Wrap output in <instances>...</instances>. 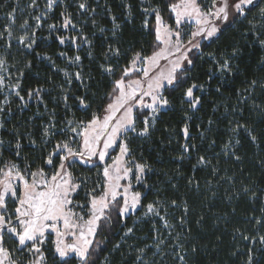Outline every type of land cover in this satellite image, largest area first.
Masks as SVG:
<instances>
[{"label": "snow or ice", "instance_id": "obj_1", "mask_svg": "<svg viewBox=\"0 0 264 264\" xmlns=\"http://www.w3.org/2000/svg\"><path fill=\"white\" fill-rule=\"evenodd\" d=\"M56 3L57 0H47V9L51 10ZM32 6H35V0ZM168 7L174 14L175 27L164 21L157 8L143 9L146 15L150 14L155 19V26L152 29L155 43L151 55L145 54L143 49L122 51L121 48H114L112 45H109L107 51L102 54L105 63L99 64L98 67L103 76H107L109 80L108 90L104 91L103 96L91 91L87 81L92 77L91 74L86 76L83 72L81 56L69 57L66 52L59 53L69 64L80 68L79 71L71 73L66 69L56 68L51 57H41L42 60L52 63L57 71L63 73L67 85L70 86L73 80L79 82L84 90L83 94L73 95V99L89 118L86 120L65 119L64 126L58 127L56 111L53 109L49 112L47 122L40 127L38 139L36 133L21 132L15 127L9 133L12 139L5 140L0 135V158L3 157L4 152L10 151L20 160V163H17L15 160L0 159V163L3 164V167H0V264H47L48 256L43 247L46 242L52 246L51 253L56 264H73L77 258V264H95L92 256L100 250V243L96 241L95 247L93 245L98 230H103L100 222L104 221L107 227L113 220V214L117 218H123L138 207L146 208L145 216L151 214L159 217L165 228H175V225L169 224L165 216H161V211L166 212L163 201L157 199L142 205L141 192L133 190V181L147 187L145 174L153 169L146 162L136 161L129 147V134L140 137L150 135V129L155 127L161 110L172 107V100L169 97L174 93H179L180 99L191 109L195 110L201 104V97L195 93L204 91V84L198 83V78L192 74L198 62L204 58L201 41L219 40L229 27L243 18L250 25L243 35L247 37L251 33L255 37L253 42L264 48V0H211L210 6L203 5L202 0H178L176 3H170ZM78 8L95 11V9H88L87 0H82ZM128 8L130 10L131 6L128 5ZM254 11L256 15L249 20L248 17ZM44 15L46 14L41 13L34 17L37 21L34 27L29 26L27 19L19 25L25 31L16 39L23 45L25 56L40 55L34 53V48L37 46L35 30L40 26ZM61 17L63 18L61 29H76L77 25L73 22L70 12L67 10L61 12ZM112 20L115 22L116 17L113 16ZM15 23V15L12 14V19L5 27L7 36L0 32V39L5 40L7 49L11 48L12 26ZM92 23L95 25L96 21L92 20ZM181 23H194L195 31H189L182 37ZM142 27L148 29L147 19ZM48 28L55 32L57 25L49 24ZM119 28L120 25L114 23L113 36ZM100 31L103 32L104 29L101 28ZM198 37L200 39H197ZM56 39L61 45L67 42L77 47H79L77 41L90 46L92 43L87 36L83 35L82 29L80 35L57 36ZM241 51L242 49L233 45L230 51L224 49L221 52H209L207 55L211 58L214 67L207 70V81L210 82L217 72L221 77L232 74V61L239 58ZM9 55L10 53L0 54V92L4 93V101L0 104V132H9L6 125L10 123L8 117L12 113L10 107L5 105L11 104L8 98L11 94L19 100L18 107L21 109L27 108L29 102L33 100L47 109L43 98L47 89L37 87L26 90L25 94L21 95V91H24L22 89L24 70L17 68V75L13 79L10 69L15 65L10 64ZM88 55L92 57L93 53L89 51ZM113 58H115L114 63L111 62ZM161 60L167 63L161 66ZM261 63H264V60ZM31 67V60L26 59L23 68ZM258 84L264 88V80H251L249 87L243 91L248 92ZM61 90L64 94L60 99L64 108L68 109L69 95L64 86H61ZM219 90L217 88V91ZM93 105H96L98 110L93 111ZM37 115L42 114L37 113ZM138 121L143 125L142 128H137ZM208 123L211 125L213 122L209 120ZM241 129L248 134L253 143L257 142V136L246 124L236 123L232 132L238 137ZM181 132L185 141H190L187 123L181 128ZM200 135L203 137L204 133ZM25 137L28 143L39 151V156L32 158L22 155L24 147L22 139ZM212 144H215V141H212ZM240 144L239 138L230 137L223 145V154L226 157L231 156L236 162L241 161L242 157L236 151ZM49 146H51L50 150ZM181 148L188 154L195 145L185 142ZM110 149H117L119 155L110 156ZM106 157L111 160V163L103 166L101 173L104 177L103 187L97 185L96 188L85 191L87 178L75 176L73 169L80 162L95 168ZM184 158V156L180 157V159ZM209 165H212L211 159L198 155L192 169L195 171L201 166ZM260 167L264 169V160L260 161ZM177 172L179 173V169ZM218 172L219 168L212 165V173ZM219 178L233 180V177ZM121 181L125 183L122 184ZM187 182L197 189L200 187L194 177L188 178ZM208 183L211 184V182ZM242 191L244 193L251 191V198L257 199V193L247 186ZM80 192H84L86 204L79 203ZM168 203L172 207L180 206L176 199ZM77 208L80 211H76ZM189 210L187 201H183L184 216L179 219L181 225L186 223L185 217ZM260 213L261 218L253 216L251 220L258 229L256 235L249 236L241 233L242 238L250 244L259 242L264 245V234H261L264 233V206H261ZM200 220H203V216ZM132 231L133 229H128V233ZM237 231L239 232L238 229ZM169 234L171 235V232ZM6 237L15 242V252L19 253V256H15L6 246ZM161 243L163 241L157 238L155 244L157 252L162 251ZM116 247L118 248L119 245ZM173 249L184 251V254L177 252L180 261L184 264H188L186 256L189 251L192 254L198 251L195 244L186 245L179 233L176 234ZM145 251V248L138 249L139 255L136 259L141 264H146L143 257ZM25 253L30 255L25 257ZM261 254L264 255V248L261 249ZM258 260L260 257H257L253 248L249 247L244 264H256ZM261 264H264V261Z\"/></svg>", "mask_w": 264, "mask_h": 264}, {"label": "trees", "instance_id": "obj_2", "mask_svg": "<svg viewBox=\"0 0 264 264\" xmlns=\"http://www.w3.org/2000/svg\"><path fill=\"white\" fill-rule=\"evenodd\" d=\"M64 1L71 14L77 15L81 12L78 4L82 0ZM176 2L178 0H87L88 9L95 11L85 10L82 19L86 22L83 24L80 21L77 26L82 28L83 35L92 42L91 46L80 41H77L79 47L70 43L61 45L56 39L58 35L64 36L60 26L57 27L58 34L53 33L50 36L51 40L44 37L38 42L34 53L40 55L32 54L25 58L31 60L32 67L24 69V62L21 63L24 70L22 79L24 91H21V95H24L26 90L37 87L47 89L43 94L47 109L37 104L35 100L30 101L27 108L21 109L18 107L19 100L15 99L7 106L10 107L12 114L8 117L10 123L6 125L9 132H1L3 138L12 139L9 133L15 127L21 132L36 133L38 139L40 127L47 122L49 112L53 109L56 111L59 127L64 126L65 119H88L89 116L73 99V95L83 94V88L75 80L70 86L67 85L63 73L56 70L66 69L71 73L79 71L80 68L65 62L59 53L66 52L69 57L81 56L83 72L86 76L91 74L92 77L87 81L91 91L103 96L104 91L108 90L109 80L107 76H103L98 65L105 63L102 54L107 51L108 46L119 47L122 51L143 49L145 54L151 55L155 43L152 32L155 19L150 14L146 15L143 9L157 8L164 20L173 24L174 14L168 5ZM0 5L13 7L11 0H0ZM128 5L131 6L130 10ZM59 9L60 6L57 10ZM254 15L255 11L248 19L251 20ZM113 16L116 17L115 22L112 20ZM145 19L149 23L148 29L142 27ZM92 20L96 21L95 25ZM114 23L120 25L115 36ZM78 27L70 28L68 35H76ZM101 28L104 29L103 32L100 31ZM249 28L248 21L241 18L234 26L229 27L219 40L205 41L201 44L204 58L198 62L192 74L198 78V83L204 84V91L195 93L201 97V104L195 110L180 99L179 93H174L169 97L172 100V107L161 110L155 127L150 129V135L140 137L130 133L128 143L136 161L146 162L153 169L145 174L147 187L141 185L136 187L142 194L141 204L146 205L157 199L163 201L166 212L161 211V216H165L169 224L175 225V228H165L159 217L151 214L145 216L146 208L143 207L123 218H117L113 214V220L107 227L104 221L100 222L103 230H98L93 245L95 247L96 241L100 243V250L92 256L95 264H141L136 259L140 248L146 249L143 254L146 264H184L177 255V252L184 254V251L173 249L177 233L186 245L197 246L196 254L190 251L187 253L188 264H244L249 247L253 248L257 257H260L256 264L264 261V255L261 254L264 245L259 242L250 244L241 236V233L256 235L258 229L251 220L253 216L261 218L260 208L264 206L262 204L264 169L260 167V161L264 160V111H262L264 88L258 84L248 92L243 91L249 87L251 80H264V63H261L264 60V48L253 42L255 37L251 33L247 37L243 35ZM233 45L242 49L239 58L232 61L233 73L221 77L217 72L208 82L207 70L214 66L207 54L221 52L224 49L230 51ZM89 51L93 53L92 57H89ZM43 56L51 57L56 68L49 61L42 60ZM111 62L114 63L115 58ZM121 62H124L122 58ZM61 86H64L69 95L68 109L64 108L60 99L64 94ZM217 88L220 90L217 91ZM96 110L97 106L93 105V111ZM209 120L213 122L211 125L208 123ZM185 123L189 126L190 141H185L181 132ZM236 123L246 124L257 136V142L253 143L243 129L237 137L232 132ZM138 125L142 126L140 122ZM202 132L203 137L200 135ZM230 137L239 138L241 141L236 149L237 154L242 157L239 162L231 156L226 157L222 152L223 145ZM212 141H215V144H212ZM185 142L195 145L188 154L181 148ZM22 144L24 146L22 155L32 158L40 155L39 151L28 143L26 137L22 139ZM198 155L211 159L212 165L218 167L219 172L213 174L212 165L201 166L193 171L192 165L196 163ZM181 156L185 158L180 159ZM3 157L20 163L19 158L10 151L4 152ZM79 168L91 175L97 185L99 175L95 172L96 167L79 165ZM177 169L183 175L179 174ZM192 177L199 182L198 189L188 184V178ZM219 177H233V180ZM245 186L257 193V199L251 198V191L249 193L242 191ZM172 199H176L180 206L172 207L168 203ZM78 200H83V192L79 193ZM183 201H187L190 210L185 217L186 223L181 225L179 219L184 216ZM201 216L203 220H200ZM129 228L133 229L131 233H128ZM157 238L163 241L160 252H157L155 247ZM46 254L47 264H56L51 251L46 250ZM77 260H74L73 264H77Z\"/></svg>", "mask_w": 264, "mask_h": 264}, {"label": "rangeland", "instance_id": "obj_3", "mask_svg": "<svg viewBox=\"0 0 264 264\" xmlns=\"http://www.w3.org/2000/svg\"><path fill=\"white\" fill-rule=\"evenodd\" d=\"M11 2L13 3V5H12L13 7L0 5V32L4 33V35L7 36V33L5 32V27L7 26V24L12 19V14L15 15V20H16V23L12 26L13 35L11 38V48L7 49V45L5 43V40L0 39V54L10 53L9 62H10V64L15 65V67L11 68L10 71L12 73L13 79H15V77L17 75L16 69L17 68L22 69L23 64H21V63H23L25 61V58H27V56H28V55L27 56L24 55L23 45L19 44L18 40L16 39V37L23 35L24 31H25L24 29H21L19 25L22 24L25 19H27L29 22V26L34 27L37 24V21L34 19V17L37 15H41V13H45L46 15L42 16L40 26L38 28H36V30H35V34H36V38H37V44H38V42L40 40H42L44 37H47L49 40H51L49 37L53 33H55V35L58 34L56 32L57 30L55 32L50 31L48 28V25L49 24H56L57 27L60 26L63 22V18L61 17V12L65 11V10H67L68 12H70V11H69L64 0H57V3L55 5H53V8L51 10L47 9V7H46L47 0H35V6L34 7L32 6L33 0H11ZM202 4L206 5V6H210L211 0H202ZM58 6H60L59 10H57ZM146 8H148V7H146ZM84 14H85V10H81V12H79L77 15L72 14L73 22L76 25H78V23H80V21L83 22V24H84V22H86L85 20L82 19ZM74 18H76V19H74ZM165 22L172 25L173 27H175L174 23L171 24L167 21H165ZM195 28H196V25L194 23L193 24L181 23L180 29L182 31V37L186 33H188L189 31H195ZM81 29H82L81 27H78L77 32L80 33ZM62 30H63L62 32L64 33V36H69L68 31L70 30V28L69 29H62ZM78 33L76 35H78ZM76 35H74V36H76ZM58 36H61V35H58ZM197 39H200V38L198 37ZM203 42H205V41H201V44ZM66 44H68V43L66 42L63 45H66ZM6 49H7V51H6ZM63 59H64V57H63ZM65 62H68V61L65 60ZM166 63L167 62L164 60L160 61L161 66H164ZM73 66L76 67V65H73ZM76 71H78V70H76ZM8 98L11 100V104L14 102L15 99H17L14 94L9 95ZM145 100H147V97H145ZM0 101H1V104L4 101V93H2V92H0ZM7 106L8 105H5V107H7ZM164 109H167V108H164ZM138 123L139 122H137V128L138 129L142 128L143 125L139 126ZM57 126L59 127V124H57ZM60 127H63V126H60ZM0 135H1V132H0ZM129 138H130V134H129L128 139ZM109 154H110V156L114 157L116 155H119V152L117 149H110ZM0 159H2L3 161H8L7 158H5V157H2ZM94 163H95V158H94ZM110 163H111V160L108 157H106L103 162H99V164H101V166L96 167L95 172L99 175V180H98L97 185H100L101 187H103V183H104V177L101 174L102 170H103V166L110 164ZM79 165L88 166V167H93V166L89 165V164H84L83 162H80L75 166V168L73 169V172H74V175L77 177H86L87 178V187L85 188V191H88L92 188H96L97 185H95L93 177L91 175H88L85 171L81 170V168H79ZM0 167H3L2 163H0ZM121 183L123 184L125 182L121 181ZM132 183H133V190L137 191L136 187L138 186V184H136L135 181H133ZM97 190L99 191V188ZM79 203L86 204V200L84 199V192H83V200H79ZM138 209H139V207L134 211H130L125 216H128L130 213H135ZM76 211H80V209L77 208ZM5 239H6V246L10 250L13 251V254L15 256H19L20 254L15 252V242L13 240H9L7 237ZM43 247L48 251H51V248H52L51 244H49L47 242ZM29 255L30 254H28V253L24 254L25 257H28Z\"/></svg>", "mask_w": 264, "mask_h": 264}]
</instances>
